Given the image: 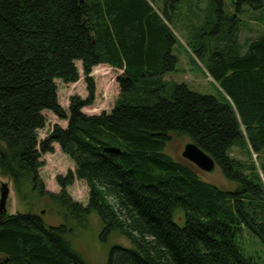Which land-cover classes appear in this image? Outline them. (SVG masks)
<instances>
[{
  "label": "trees",
  "instance_id": "16d2710c",
  "mask_svg": "<svg viewBox=\"0 0 264 264\" xmlns=\"http://www.w3.org/2000/svg\"><path fill=\"white\" fill-rule=\"evenodd\" d=\"M182 2L164 0L160 9L153 0H0V173L26 200L48 197L65 219L83 223L96 213L103 241L125 236L132 246H114L108 264H255L239 244L244 228L264 246V163L254 161L264 150V34L244 55L226 33H201L197 49L189 47L200 61L209 53L217 97L166 81L179 71L174 20L202 21L213 32L225 13L224 0H205L188 16ZM78 61L89 95L71 97L66 112L56 80L77 83ZM102 64L123 71L120 94L110 113L88 115L90 75ZM46 111L68 124L40 140ZM175 135L209 154L235 188L206 183L193 164L170 157ZM56 143L76 167L58 176L59 194L44 190L39 173ZM76 178L89 188L87 206L67 192ZM71 231L32 212L0 215V264H87L71 247Z\"/></svg>",
  "mask_w": 264,
  "mask_h": 264
},
{
  "label": "rangeland",
  "instance_id": "374dc122",
  "mask_svg": "<svg viewBox=\"0 0 264 264\" xmlns=\"http://www.w3.org/2000/svg\"><path fill=\"white\" fill-rule=\"evenodd\" d=\"M160 9L166 7L164 0H153ZM194 0H184L179 7L183 15L194 14L197 10H202L206 7L205 0L194 3ZM261 8H254L251 5L245 4L237 8L233 0H224V17L218 22V30L213 32L207 28L202 21L197 23L187 20L182 23L179 20H174L172 30L178 39V43L174 47V54L179 58L178 72L169 73L165 76L166 81H175L178 84H186L192 91L200 94L218 96V84L209 76L205 69L209 58V53L203 54L204 58L200 61L192 53L189 47L197 49L198 35L207 33L211 34L209 39L219 36L221 33L229 34L232 39L236 38L237 43L241 47L242 55L247 53L249 41L256 40L264 34V0ZM155 4H153L155 6ZM197 4V5H195ZM156 8V6H155ZM189 9L192 11L189 12ZM159 11L158 8H156ZM199 12V11H197ZM236 31V33H235ZM216 32V33H214ZM208 34V35H209ZM214 46H217V41H212ZM213 46V47H214ZM194 60L192 59V57ZM79 69L80 79L75 84H65L61 80H56L58 86V98L61 106L68 112L70 98L80 96L86 99L89 95L88 83L83 74L82 62H76ZM123 71L102 64L93 68L91 77L95 83V102L92 106L83 109V112L88 115H98L103 112L110 113L114 108V104L119 97L120 87L117 79ZM47 117V125L39 131V139H45L54 125L59 124L66 128L68 122L60 120L52 112H45ZM190 142L188 137L175 135L166 146L165 152L175 160L187 161L183 158L182 152L185 145ZM233 155L242 160L247 159V155L239 148H234ZM45 165L40 169L39 173L43 181L44 190L50 193L59 194L61 186L58 183V176L67 177L70 172L76 170L75 163L61 150L59 144H54V152L43 155ZM254 161L260 168V163H264V150L260 153V157L254 155ZM197 169V167H195ZM201 179L209 184L215 185L223 190H233L235 185L229 182L222 174L219 168H216L213 173L202 172L199 169ZM8 184L10 195L7 202V214H18L32 212L40 216L47 226L66 225L72 231L68 235L73 251L79 255L87 264H108V258L111 249L114 246L131 247L132 244L125 237L117 232H113L106 241L102 240L104 231L103 223L96 213L90 214L85 221L78 222L73 218L65 219V216L60 213L50 202L48 197L34 198L31 201L26 200L16 188L13 180L10 177L0 173V193L1 186ZM67 192L71 198L87 206L89 203V188L85 181L78 180L67 187ZM1 196V195H0ZM241 249L252 256L255 264H264V246L260 239L249 232L246 228L243 230L242 236L239 238Z\"/></svg>",
  "mask_w": 264,
  "mask_h": 264
},
{
  "label": "water",
  "instance_id": "95a60500",
  "mask_svg": "<svg viewBox=\"0 0 264 264\" xmlns=\"http://www.w3.org/2000/svg\"><path fill=\"white\" fill-rule=\"evenodd\" d=\"M182 156L202 172L213 173L217 168L215 160L192 141L185 145ZM0 195V215L5 216L7 215V202L10 195L8 184L1 186Z\"/></svg>",
  "mask_w": 264,
  "mask_h": 264
}]
</instances>
